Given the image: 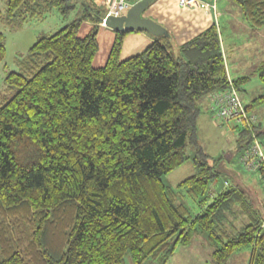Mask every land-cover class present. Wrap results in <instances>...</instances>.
Returning <instances> with one entry per match:
<instances>
[{"label":"trees","instance_id":"obj_1","mask_svg":"<svg viewBox=\"0 0 264 264\" xmlns=\"http://www.w3.org/2000/svg\"><path fill=\"white\" fill-rule=\"evenodd\" d=\"M36 1L7 0V14ZM231 1L254 29L264 28V0ZM46 2L63 14L74 7ZM84 8L37 40L24 73L7 77L17 92L0 107V264H124L128 253L133 264H167L178 245L201 236L213 264L246 245L254 246L251 264H264V218L241 191L232 186L193 217L161 180L185 163L189 147L197 171L179 186L191 197L205 195L220 174L198 140L201 100L230 81L239 93L217 26L178 54L171 36H160L125 60L128 32H117L106 64L95 67L107 12ZM86 21L93 27L81 35ZM4 53L0 44V59ZM259 79L263 93L251 107L264 102V63ZM251 141L244 127L238 144ZM241 217L237 227L232 219Z\"/></svg>","mask_w":264,"mask_h":264},{"label":"rangeland","instance_id":"obj_2","mask_svg":"<svg viewBox=\"0 0 264 264\" xmlns=\"http://www.w3.org/2000/svg\"><path fill=\"white\" fill-rule=\"evenodd\" d=\"M71 3L74 7L68 13L63 14L58 8L49 7L46 0H38L28 9L23 8L24 11L19 15L10 17L7 14V0H0V44L5 47L4 56L0 59V107L5 105L17 92L16 88L8 84V75L12 72H25L29 50L38 39L54 34L76 16L82 17L86 11L84 5H90L102 13L108 9L104 6L105 0H71ZM218 4L221 20L219 34L221 44L226 49L225 51L222 48V52L224 51L223 54L227 56L225 61L229 75L239 82L241 98L252 104L250 96L258 97L263 93L259 69L264 63V28L254 29L245 18H242L240 8L231 0H218ZM148 10L149 8L144 12V17L147 16ZM91 13L96 14L92 10ZM97 31L99 49L93 61L95 67L100 66V58L109 53V48L106 49L107 42L102 38V29L98 27ZM85 32H87L86 25L83 23L81 35ZM137 54L139 52L127 53L125 48L121 60ZM243 78L247 80L244 81ZM200 106L202 108V102ZM256 107L264 109V102L253 106V108ZM208 111L206 105H203L198 123V140L204 151L216 160L213 164L220 171L219 176L213 181L206 194L199 198L191 197L186 188L180 187L182 181L197 171L192 163L195 150L189 147L185 163L175 171L161 177L167 192L177 202L186 206L191 216L194 217L215 199L217 193H212L215 185L220 184L225 187V190L233 186L244 194L245 200L253 210L264 218V181L261 173L246 170L240 162L247 148V146L240 147L238 144L244 126H238L236 132H232L223 126L222 120L217 119L216 123L221 125L210 130L207 127L209 117H214ZM203 120L206 121L203 122ZM258 141L264 146V134L258 136ZM252 143L253 141L248 145ZM245 220L243 217L239 220L232 219L237 227H240ZM193 242L188 247L178 245L167 264H213L211 243L202 237H196ZM253 252L254 246L246 245L233 253L227 264H251ZM124 264H133L129 253L125 256Z\"/></svg>","mask_w":264,"mask_h":264},{"label":"crops","instance_id":"obj_3","mask_svg":"<svg viewBox=\"0 0 264 264\" xmlns=\"http://www.w3.org/2000/svg\"><path fill=\"white\" fill-rule=\"evenodd\" d=\"M98 1H101V0H98ZM218 9H219L218 0L216 2L215 12L214 11L206 12L204 9H193V10L192 9H188V10L182 9L179 6V0H155L149 6L148 14L146 17L153 19L155 22L161 24L165 29H167V31L169 32V36H171V43L174 47V51L175 53L178 54L179 48L181 46L193 40L195 37H197L198 35L208 30L211 26L216 25L218 30L220 29L221 20L219 17ZM107 11L108 9L106 10V12ZM75 18H77V16ZM242 18H244V16ZM85 25H86L87 32H85L84 35H86L93 27V24L89 21H86ZM99 27L100 29H102V34H103L102 38L107 42L106 49L109 48V53L107 54V56L104 55L103 57L100 58V63H99L100 66H97V67H101L106 64L109 58L110 51L113 47V44L116 38V33H117L116 31H114L113 29L105 25H100ZM157 38L158 37H155L147 32H137V31L128 32L124 40L122 52L126 48L127 53L132 51V53L139 52L140 54L148 46H150L153 42H155ZM222 48H223V45H222ZM223 49H225V47ZM224 57L226 60L227 56L225 54H224ZM227 72H228V67H227ZM228 75H229V72H228ZM229 78L232 79L230 75H229ZM232 80L234 81V78ZM250 97L252 98L251 102H253L257 98L255 95H251ZM242 101L249 108V111L251 114H256L258 116L259 118L257 122L258 131L260 135L264 134V109H262V107L260 109L259 107L253 108L251 107L252 104H249L248 102H246V100L242 99ZM201 102H202L201 112L203 109V105L204 106L206 105V108L209 110L208 113H211V115L214 117V118L209 117V124H207L208 125L207 127L210 130H212V129H215L217 125L220 126L221 124L218 122L216 123V121L217 119H220V120L222 119L216 116L214 112L212 111L209 96L204 97ZM204 121L206 120H203V122ZM198 123H199V120H198ZM221 123L223 124L224 127H226L229 131H232V132H236V129L238 128L237 125L233 122L227 123L222 120ZM224 188L225 187L220 184L215 185L214 189L212 190L213 194L217 193L215 198L219 194L226 191ZM201 237L203 239H206V237H203V236Z\"/></svg>","mask_w":264,"mask_h":264},{"label":"built area","instance_id":"obj_4","mask_svg":"<svg viewBox=\"0 0 264 264\" xmlns=\"http://www.w3.org/2000/svg\"><path fill=\"white\" fill-rule=\"evenodd\" d=\"M138 0H105V6L108 7L106 17L103 19V25L107 16H121L125 14ZM180 6L187 9H204L206 12L216 10V1L206 0H179ZM230 80V79H229ZM212 108L216 110L218 116L229 121L243 125L249 130L253 143L250 144L241 156V163L248 171L260 172L264 181V151L263 144L258 141L259 131L256 128L258 117L256 114H250L243 105L237 89L230 81V86L221 92H215L210 95Z\"/></svg>","mask_w":264,"mask_h":264},{"label":"water","instance_id":"obj_5","mask_svg":"<svg viewBox=\"0 0 264 264\" xmlns=\"http://www.w3.org/2000/svg\"><path fill=\"white\" fill-rule=\"evenodd\" d=\"M155 0H140L121 16H107L105 26L116 32H147L155 37L169 36V32L153 19L144 17V12Z\"/></svg>","mask_w":264,"mask_h":264},{"label":"bare ground","instance_id":"obj_6","mask_svg":"<svg viewBox=\"0 0 264 264\" xmlns=\"http://www.w3.org/2000/svg\"><path fill=\"white\" fill-rule=\"evenodd\" d=\"M179 6H180V3H179ZM181 7V6H180ZM182 9H186V10H188L187 8H184V7H181Z\"/></svg>","mask_w":264,"mask_h":264}]
</instances>
